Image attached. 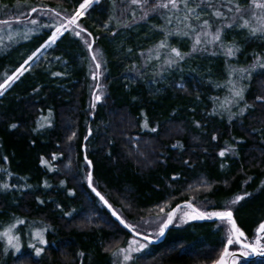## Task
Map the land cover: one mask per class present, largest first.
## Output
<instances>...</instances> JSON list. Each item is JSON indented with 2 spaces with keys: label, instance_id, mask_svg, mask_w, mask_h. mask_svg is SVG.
<instances>
[{
  "label": "trees",
  "instance_id": "trees-1",
  "mask_svg": "<svg viewBox=\"0 0 264 264\" xmlns=\"http://www.w3.org/2000/svg\"><path fill=\"white\" fill-rule=\"evenodd\" d=\"M82 2L0 0V21H8L0 26H26L36 19L38 28L0 53V80L55 28V20L39 14L59 11L58 18L66 17ZM32 8L37 11L28 16ZM145 11L131 0L95 3L78 20L80 36L64 31L0 96V224L14 217L45 226L44 245L38 238L34 244L43 249L41 255L24 247L3 256L0 245V264H110L112 251L131 235L88 188L85 157L92 161L93 186L130 225L131 214L143 219L182 202L217 211L243 196L232 210L244 233L239 240L256 236L264 221V100L257 99L264 98V69L252 70L246 81L244 102L251 107L243 114L227 119L213 106L229 67L264 62V40L246 39V29H230L227 45L241 48L234 57L197 51L167 70L150 71L147 56L164 50L157 49L164 21L156 12L141 19ZM85 41L98 48L95 61ZM167 42L191 52L185 36L178 42L169 36ZM97 92L102 97L92 102ZM47 112L50 126L37 129ZM226 146L234 147L233 154L220 156ZM5 183L8 189L2 188ZM222 239L217 221L170 226L161 242H147L142 258L148 260L136 263L211 264L227 245L224 239L221 246ZM227 247L246 251L235 242ZM237 260L264 264V257Z\"/></svg>",
  "mask_w": 264,
  "mask_h": 264
},
{
  "label": "snow or ice",
  "instance_id": "snow-or-ice-1",
  "mask_svg": "<svg viewBox=\"0 0 264 264\" xmlns=\"http://www.w3.org/2000/svg\"><path fill=\"white\" fill-rule=\"evenodd\" d=\"M101 0H83L82 3H79L78 8L74 10L72 14L64 17L59 26L56 27L55 32L51 34L48 41L44 47H50L55 44L58 37L62 35V29L64 31L69 30V26H78L77 21L80 16L86 12L93 3H100ZM133 5H142L147 9L141 16V19H146L150 12H156L160 15V18L164 21L160 25V31L164 33V38L161 40L160 44L157 45V49L167 48L169 51L166 54L165 64L167 68H171L173 65L178 64L180 60H183L185 56H190L192 53L197 51H208V45L218 44L219 47L225 49L223 52L226 56L234 57L237 52L241 51V48L233 42L232 46H227L223 43V37L226 35L225 29H246L247 36L246 39L255 37L257 39L264 40V0H155V3L149 5V0H131ZM33 12H36V8H32ZM51 11V10H49ZM56 17L60 16V12L55 13ZM135 18V17H134ZM67 21V23L64 22ZM0 23L7 24L8 21H0ZM31 23L36 24V20H32ZM44 27H49L50 25H43ZM127 26V25H125ZM171 26V27H170ZM76 36H80L81 32L84 29L81 28L80 31H75V27L71 29ZM169 36H190L193 40L191 52L182 53L174 46H169L168 37ZM88 44L89 51L92 50L91 43L85 41ZM40 49H37L33 52L28 58L21 64L20 68L8 76L3 83H0V96L4 94V90L7 87H10L13 82L20 78L24 72L28 71L29 68L26 65H29L31 61L37 56V53ZM131 51V49H129ZM212 55H216V51L211 52ZM159 59V55L156 56ZM93 61L97 59L95 55L92 57ZM151 59V54L149 55ZM258 66L259 68L264 69V62L259 59H256L252 68H240V69H231V72L238 71L240 73V80H246L250 78L251 71ZM96 68H100V64H96ZM162 71L167 70L162 66ZM230 72V74H231ZM59 75V73H56ZM98 73L94 74L93 78L96 79ZM240 80L231 81L228 83L231 85L229 91L231 93V99L226 100L224 107L227 104H238L241 101H244L246 86L240 84ZM100 96H96V100H100ZM257 99L264 100V98L257 97ZM251 107V105L245 104L244 108H241L238 113H232L229 108V118L232 116L243 114V112ZM51 116V113H49ZM147 126V125H145ZM12 128H16V124L11 125ZM152 131H156L155 128ZM75 136V133H73ZM72 137H70L71 139ZM216 139V137H213ZM176 147V145H173ZM220 156H224L225 152L221 151ZM85 161L88 167L92 166V161L88 160L85 157ZM86 179L88 182V188L91 189V192L95 194L99 200L108 207L111 211V216L115 217L119 224L123 225L125 229H128L129 232H132L136 235H139L136 227L125 222L115 210L112 209V205L109 204L108 200L103 196L97 189L93 186V177L91 172H86ZM50 187V185H45ZM9 185L7 183L2 185L3 189H8ZM73 195L74 193H69ZM244 197L237 196L236 200L233 203L243 200ZM180 205H177V209H180ZM183 214L180 217L181 220L187 221L188 219L193 220H204L216 218L221 221H227L230 225V230L227 238V245H232L234 239L236 242L239 241L241 237L244 236V233L237 226L236 221L233 219V212L231 210L224 211H201L199 208L194 206L191 202H186L183 206ZM159 213H163L164 218L160 221L159 225V235L163 236L165 229L168 228L170 224L173 223V220L176 215V209L172 211L165 212V209L161 207ZM158 213V214H159ZM18 223H23V221H18ZM15 227V224L10 225L3 233L0 235L7 238L8 245L13 248L17 253L21 251L19 246V237L11 235L12 229ZM259 231L264 232V223L259 225ZM41 244H44L45 241L42 237L37 234V237ZM144 239L147 240L148 236H144ZM29 247L34 248L35 255H41L43 249L35 247V245H30ZM146 245L140 244L136 240L128 242L127 247L117 246L116 251H112L113 256L122 255L123 264H135L133 253H140ZM242 247L246 250L251 251L252 253H259L264 255V247L260 246V241L257 240L255 245L243 244ZM108 251V249H106ZM248 252L245 251L241 255H247ZM226 257H232L231 264H236L235 254L229 251V248L225 246L220 258L214 262V264H228ZM116 264V262H114Z\"/></svg>",
  "mask_w": 264,
  "mask_h": 264
},
{
  "label": "rangeland",
  "instance_id": "rangeland-1",
  "mask_svg": "<svg viewBox=\"0 0 264 264\" xmlns=\"http://www.w3.org/2000/svg\"><path fill=\"white\" fill-rule=\"evenodd\" d=\"M40 1L41 0H34V3H39ZM94 4L95 3H93V5ZM33 7H35V6H33ZM30 10L31 9H29L28 12H30ZM85 13L86 12H84L82 15H84ZM125 13H127V11H125ZM28 16H30V14ZM38 16L43 17V18H46V19H50L53 22H55V21L57 22V24L55 25V28L51 31V34L53 32H55L56 27L59 26L60 21L64 18V17L58 18V17L55 16L54 13H51V12H48V13L45 12V14H39ZM123 18H125V16H123ZM34 20H36V19H34ZM64 22L67 23L66 20H64ZM77 23H78V21H77ZM24 24L25 23H23V25L22 26H19V27H16V25L18 26L19 24H16L15 26H9V25L0 26V53L4 49L7 50V48L10 47L9 46L10 41H15V40H19V39L20 40H25L30 35H32L33 33H36V31L38 30V28L36 27V24L26 23V24H30V25H26V26H24ZM73 27L76 28L77 26H69V30H71ZM229 30L230 29H225L226 35L222 38L223 39V43L225 45H227L228 41L233 36L232 33H229ZM61 31H62V33L64 32L63 29ZM51 34H50V36H51ZM49 37H48V39H49ZM174 37L176 38V40L178 42V36H174ZM179 37L181 38V36H179ZM185 37L189 40L190 45L193 44V40L190 38V36H185ZM225 37H228V38H225ZM48 39L42 45H40L37 48V49H40V51L37 53V56L34 58V60L31 61L29 63V65H26V67H28V68L31 67L36 61H38V59L45 53V51L52 46V45L50 47H44L43 46V45L46 44V42L48 41ZM160 42L161 41H159L158 44H160ZM87 46H88V44H87ZM207 47L209 49L207 52H209V53H211L212 51H216L217 53L222 52V54H223V52L225 51V49L219 47L218 44L208 45ZM163 49L164 50L162 52H160V53L159 52L158 53H154L151 56L152 60L150 61V71H152L154 69H157V68L158 69L159 68H162V66L166 68L165 59L167 58L166 57V54L168 53L169 50L167 48H163ZM91 54H93V55L94 54H96V55L98 54L99 55L98 48L96 50L94 48H92ZM157 55H159V59L156 58ZM147 57H149V56H147ZM227 59H229V58H227ZM23 62L20 63V65L18 66V68H20V66H21V64H23ZM254 62H252V64L249 63L247 67L248 68H252V66L254 65ZM227 66H230V64L227 63ZM233 68L234 69H240V68H245V67H236V66L229 67V69H228V77L225 80V86H224L223 94H222L221 98L217 102L214 103V106H213L216 114H220L221 116H224L227 119H229V111H228L229 108L231 109V112L232 113H238L241 108H244L245 107V104H246L244 101H241L238 104H227L224 107H221V105H224L225 104V101L226 100H230L231 99V93L229 91V88L231 87V85L228 83V81L229 80H231V81L240 80V73L238 71L231 72V69H233ZM257 68L260 69L258 66H256L254 69H257ZM230 72H231V74H230ZM0 78H1V76H0ZM247 80L248 79H246V80H240V84L246 86V81ZM3 82H4V80H0V83H3ZM8 88L9 87H7L4 90V92ZM97 95L100 96V97H102V94L100 92H97L96 94H94V96L92 98V102L98 101V100L95 99V97ZM49 113L50 112H47L43 116H40L39 117V119L37 121V124H36L37 129H41L42 127H45L46 125L47 126H50L51 119H50ZM237 116H239V115H235V116H232V117H237ZM223 151L225 152V154L232 155L233 152H234V147H232V146L231 147L230 146H226V148ZM235 200H236V197L233 198V199H231L230 201H228V203L225 204V206H224L223 209L217 210V211H224V210H231L232 211L233 208L235 207V205L237 204V203H235V204L233 203V201H235ZM193 204H194V206H196L197 208H199L201 211H212V210L206 209L207 207H204V205H201L200 206V205H198V204H196L194 202H193ZM164 209H165V212L171 211L170 208H168V209L167 208H164ZM183 210H184L183 209V206H181L180 209H178L176 211V215H175V218H174L173 223L171 224V226L176 227V228H181V227H184V226H186V225H188L190 223L196 222V220H193V219H188L186 222L183 221V220H181L180 217L183 214ZM158 213L159 212H157V213L155 212V213H153V214H151L149 216H145L143 219L136 218L137 220L134 217H132L133 215L131 214V216L129 217V220L131 221L132 225H134L136 227L139 235H141L143 237L144 236H148V238H150V239H158L160 237V235H159V225H160V221L164 218V215L162 217H159V215L161 213H159V214ZM6 220H7L6 222H2L0 224V225H2L0 227V233H3L10 225L15 224V227L12 229L11 235H13L15 237H19V246H21L20 243H22V245H23L22 248L20 247L21 248V251L24 249V247H29L30 244L31 245H34V244L36 245L37 244L36 243V241H37V238H36L37 237V234H39V236H41L44 239V236L42 235V233H43V231L45 229V226L40 221H33V220H29V219H20L19 220V219H16L14 217H11L10 219L7 218ZM21 220L23 221V223L22 224L21 223H18V221H21ZM21 225H23L24 230H21V228H20ZM217 225H219L221 227L222 231H223V239H222V242H221V246H222V244L224 242V239H225V241H227L228 234H229V230H230V225L227 223V221H221V220H218L217 221ZM24 232H26L27 234L26 233L24 234ZM23 238H26V239H23ZM21 239H23V240H21ZM132 240H136L140 244L146 245V247L140 253H133V257H134L135 264H137L136 263L137 259L140 261L141 258L143 257L142 256L143 253L145 251H147L146 248L148 247V243L145 242V241H143V240H141V239H139V238H137V237L135 238V237H133L131 235L128 238H125V240L123 241V243L121 244L120 247H127L128 246V242H130ZM253 240L252 241H248L247 240L246 243L251 244V245H255L256 241L259 240L260 241V246L261 247H264V233H260L259 234L258 232H256V236L253 238ZM0 245H1V248H2V251H3V256H7L8 255L7 253H12V254H16L17 253L13 248H11L8 245L7 238L4 237V236H2V235H0ZM221 246H219L217 248L216 253H219L220 252L219 249H220ZM30 248L33 249L32 247H30ZM37 248H39V247H37ZM222 249H221V251H222ZM230 252L231 253H234V252H239V251H234L231 248ZM247 255L250 256L249 253ZM209 257H207V258H209ZM142 260L146 262L148 259L147 260H144L142 258ZM235 260H236V264H240V262L237 260V258H235ZM114 262H116V264H123L122 255H118V256H113L112 255L110 264H114ZM129 264H132V262H129ZM241 264H243V263H241Z\"/></svg>",
  "mask_w": 264,
  "mask_h": 264
},
{
  "label": "water",
  "instance_id": "water-1",
  "mask_svg": "<svg viewBox=\"0 0 264 264\" xmlns=\"http://www.w3.org/2000/svg\"><path fill=\"white\" fill-rule=\"evenodd\" d=\"M32 12V11H31ZM30 12V13H31ZM88 135H89V131H88V133H87ZM83 148V147H82ZM89 172H91V167H89ZM87 184H88V182H87ZM102 203V202H101ZM103 204V203H102ZM183 203H178V204H176L172 209H171V211L173 210V209H176L177 210V205H182ZM104 205V204H103ZM104 207L109 211V213L111 214V211L108 209V207L107 206H105L104 205ZM114 219H115V217H114ZM116 220V219H115ZM213 220H217L216 218H212V219H204V220H198V221H213ZM117 221V220H116ZM118 222V224H119V221H117ZM121 227H123V225H121V224H119ZM170 226V225H169ZM169 226H168V228H169ZM124 228V227H123ZM167 228V229H168ZM125 229V228H124ZM167 229H165V233H164V235L163 236H161L158 240H153V239H150V238H148L146 241H148V242H150V243H153V244H155V243H158V242H161L163 239H164V237H165V235H166V232H167ZM127 232H129V230L128 229H125ZM130 234H132L133 236H135V237H138V238H142V239H144V237L143 236H140V235H136V234H134V233H132V232H129ZM145 240V239H144ZM235 240V239H234ZM237 243H239V244H241L239 241L237 242ZM243 244H241V246H242ZM251 252V251H250ZM222 254V253H221ZM235 254V257H241V255L240 254H238V253H234ZM253 254V256L252 257H250V259H253V258H255V257H258V258H262V257H264V255H261V254H259V253H252ZM221 256V255H220ZM220 256L215 260V261H217L219 258H220ZM226 260L228 261V264H231V261H232V257H226ZM214 261V262H215ZM214 262L213 263H211V264H214Z\"/></svg>",
  "mask_w": 264,
  "mask_h": 264
}]
</instances>
